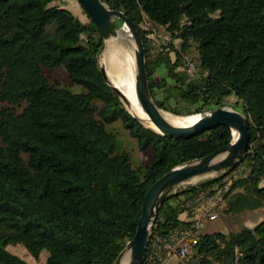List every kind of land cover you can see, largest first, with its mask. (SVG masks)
<instances>
[{"label": "trees", "instance_id": "1", "mask_svg": "<svg viewBox=\"0 0 264 264\" xmlns=\"http://www.w3.org/2000/svg\"><path fill=\"white\" fill-rule=\"evenodd\" d=\"M61 1L0 0V264H30L8 250L17 244L35 259L46 250L45 264H115L135 236L148 190L174 167L233 140L225 126L189 140L144 127L99 70L103 39L96 25L88 14L82 23ZM103 1L139 29L150 91L162 110L204 114L227 106L230 97L241 102L234 107L247 118L250 146L235 169L245 175L233 182L226 213L264 208V0ZM145 23L166 28L172 38L166 51L151 53ZM193 48L200 78L185 66ZM60 66L84 92L49 81L45 68ZM118 119L141 151H152L143 175L129 153L116 152L106 126ZM222 178L173 195L153 233L168 235L184 220L180 198ZM198 252L203 264H264V220L206 233Z\"/></svg>", "mask_w": 264, "mask_h": 264}, {"label": "water", "instance_id": "2", "mask_svg": "<svg viewBox=\"0 0 264 264\" xmlns=\"http://www.w3.org/2000/svg\"><path fill=\"white\" fill-rule=\"evenodd\" d=\"M78 1L91 18V21L96 25L103 39V46L97 54L99 70L107 86L119 98L133 118L137 119L144 127L170 139L189 140L220 126H225L232 132L236 131L239 134L236 141L233 139L230 144L212 154L174 167L148 190L143 202L142 215L135 236L127 243L126 248L115 263L120 264L125 251H127L131 257L128 264H143L147 255L153 223L165 202L175 195L174 191H182L185 184L192 185L190 182L195 178H203L212 174L218 175L213 179L206 178L201 183L212 182L214 179L225 177L233 172L248 155L250 146L249 125L243 113L226 106L201 114L202 117L194 126L181 127L170 123L162 114V109L157 105L150 91L146 66V48L139 29L125 13L111 9L103 0ZM117 20L129 27L135 42L136 95L142 109L158 131L145 126L144 120L129 110V107H132L130 99L110 80L106 67L101 65V57L104 53L106 42L119 34L120 27L116 22Z\"/></svg>", "mask_w": 264, "mask_h": 264}, {"label": "rangeland", "instance_id": "3", "mask_svg": "<svg viewBox=\"0 0 264 264\" xmlns=\"http://www.w3.org/2000/svg\"><path fill=\"white\" fill-rule=\"evenodd\" d=\"M64 8L69 10L76 18H78L82 23L87 24L89 22V18L87 16V13L85 12L84 8L81 6L78 0H62L60 3ZM118 26L121 29L122 22L120 20L116 21ZM144 30L147 31V37L151 40L150 47H151V53L154 55H157L158 53L162 51H166V46L169 43V41H172L171 35L167 32L166 28L157 27L152 23H145L144 24ZM175 45L179 48L180 47V41L175 40L173 41ZM126 47L130 50V52L134 55L135 58V51H136V45L135 42L132 39L127 41ZM106 46V45H105ZM175 54L172 53V57L174 58ZM192 59L194 62H198V55L195 48L192 49L188 54L184 55V61L186 66V59ZM102 61V57H101ZM102 64V63H101ZM136 67V65H135ZM45 75L49 79L51 83L58 84L59 86L68 89L72 93L79 94L84 92V88L73 82L70 78L67 70L63 67H55V68H45L44 71ZM162 73V72H161ZM190 75V74H189ZM191 76V75H190ZM158 78L165 79L166 73H162L158 76ZM228 104L226 107L231 108L233 110L235 109V105H239L241 107V102L236 97H230L228 100ZM175 103V102H174ZM173 103V105H175ZM164 110V109H163ZM169 111V110H166ZM237 111V110H236ZM172 113L171 111H169ZM197 114V113H196ZM175 115V113H174ZM177 116H188V115H178ZM108 132H111L115 135L116 139V152H122L125 151L129 153L131 157V162L133 167L141 169V173L143 175L147 165L151 163V149H148L146 151H141L138 142L136 138H134L130 131L123 125L122 119H118L113 123L107 124L106 126ZM243 168V167H241ZM218 175L212 174L206 177H203L202 179H198L195 182H190V184H185L184 189L189 188L190 186H195L204 181L206 178H215ZM178 193V191H174V194ZM262 220H264V208L258 212H246L240 215H228L227 213H223L222 216L216 221L213 222V228L206 229V233H216V232H222L225 234L231 233V232H237L245 227L253 228L258 223H260ZM8 250L21 258H23L25 261L29 262L30 264H45L48 252L44 250L39 259H35L32 257V255L29 253V251L20 244L17 245H10L8 246ZM125 254L129 256V260L131 259L130 253L125 251ZM167 264H180V260L177 258H171Z\"/></svg>", "mask_w": 264, "mask_h": 264}, {"label": "built area", "instance_id": "4", "mask_svg": "<svg viewBox=\"0 0 264 264\" xmlns=\"http://www.w3.org/2000/svg\"><path fill=\"white\" fill-rule=\"evenodd\" d=\"M187 72L194 78H200L198 63L186 59ZM243 168L234 170L218 180L212 187L182 196L176 206L183 212L184 220L168 235L154 234L151 229L148 249L143 264H167L171 258L180 260V264H203L204 256L198 247L207 222L220 218L221 211L231 191L233 182L244 176Z\"/></svg>", "mask_w": 264, "mask_h": 264}, {"label": "bare ground", "instance_id": "5", "mask_svg": "<svg viewBox=\"0 0 264 264\" xmlns=\"http://www.w3.org/2000/svg\"><path fill=\"white\" fill-rule=\"evenodd\" d=\"M132 39L130 29L125 24H122L117 37L112 38L106 42L105 50L102 55L101 65L106 67L110 80L120 88L130 99L132 107L129 110L136 116L144 120V125L158 131L151 123L148 115L142 109L138 101L135 88V58L130 50L126 47L127 41ZM165 118L176 126L190 127L194 126L202 117L201 114H194L188 116H177L166 110H161ZM239 134L233 131V139L237 140ZM201 178H195L192 182ZM129 256L125 254L120 264H128Z\"/></svg>", "mask_w": 264, "mask_h": 264}, {"label": "crops", "instance_id": "6", "mask_svg": "<svg viewBox=\"0 0 264 264\" xmlns=\"http://www.w3.org/2000/svg\"><path fill=\"white\" fill-rule=\"evenodd\" d=\"M228 205V198L226 199V202H225V205H224V207H223V209H222V211H221V215L220 216H222V214L223 213H226V210H227V206ZM263 209V208H262ZM262 209H260V211L262 210ZM259 210H257L256 212H258ZM253 212H255V211H253ZM243 214V213H242ZM229 215V214H228ZM240 215V214H239ZM211 228H213V222H207V223H205L204 224V226H203V232H204V234H205V230L206 229H211Z\"/></svg>", "mask_w": 264, "mask_h": 264}]
</instances>
